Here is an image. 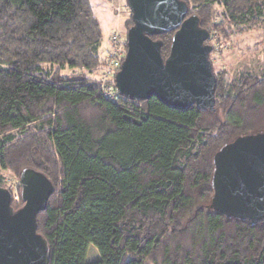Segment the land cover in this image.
<instances>
[{
	"label": "trees",
	"instance_id": "trees-1",
	"mask_svg": "<svg viewBox=\"0 0 264 264\" xmlns=\"http://www.w3.org/2000/svg\"><path fill=\"white\" fill-rule=\"evenodd\" d=\"M181 1L209 45L264 32V0ZM173 33L151 36L163 59ZM101 45L90 0H0V170L52 183L36 215L48 264H264V220L209 206L214 154L264 133V72L212 64L211 109L110 101ZM84 243L99 256L80 259Z\"/></svg>",
	"mask_w": 264,
	"mask_h": 264
},
{
	"label": "water",
	"instance_id": "water-1",
	"mask_svg": "<svg viewBox=\"0 0 264 264\" xmlns=\"http://www.w3.org/2000/svg\"><path fill=\"white\" fill-rule=\"evenodd\" d=\"M132 24L126 29V53L114 84L119 95L155 96L165 105L186 109L214 106L216 78L212 45L195 15L186 17L181 0H126ZM174 31L169 54L153 35ZM213 195L209 206L226 215L264 220V133L236 138L213 157ZM23 204L14 210L0 186V264H48L46 240L36 231V215L46 207L53 185L42 173L24 168L19 175Z\"/></svg>",
	"mask_w": 264,
	"mask_h": 264
},
{
	"label": "rangeland",
	"instance_id": "rangeland-1",
	"mask_svg": "<svg viewBox=\"0 0 264 264\" xmlns=\"http://www.w3.org/2000/svg\"><path fill=\"white\" fill-rule=\"evenodd\" d=\"M93 12L97 17L102 32L101 51L108 45V35L112 30L121 29L126 33V19L129 9L116 10L118 3L125 0H90ZM120 12V14H118ZM118 14V15H117ZM210 60L216 70H226L232 75L239 70H249L255 73L264 72V32H247L233 37L232 41L224 43L212 40ZM3 176L15 180L18 178L8 169L0 170ZM79 258L90 260L99 256L97 249L84 243L79 252Z\"/></svg>",
	"mask_w": 264,
	"mask_h": 264
},
{
	"label": "built area",
	"instance_id": "built-area-1",
	"mask_svg": "<svg viewBox=\"0 0 264 264\" xmlns=\"http://www.w3.org/2000/svg\"><path fill=\"white\" fill-rule=\"evenodd\" d=\"M125 7L129 9L126 1L124 3H118L116 10L118 11L120 8ZM118 14H120V12H118ZM125 41V32L121 29L112 30L108 35V45L103 49L104 64L100 75V90L104 97L110 101H115L119 95L114 82L111 81L114 79L115 74L119 71L121 62L125 56ZM2 177L3 187H5L10 194L11 204L14 207H21L23 201L20 196L19 180H11L3 175Z\"/></svg>",
	"mask_w": 264,
	"mask_h": 264
},
{
	"label": "clouds",
	"instance_id": "clouds-1",
	"mask_svg": "<svg viewBox=\"0 0 264 264\" xmlns=\"http://www.w3.org/2000/svg\"><path fill=\"white\" fill-rule=\"evenodd\" d=\"M126 1V0H125ZM130 11V10H129ZM131 14V13H130Z\"/></svg>",
	"mask_w": 264,
	"mask_h": 264
}]
</instances>
